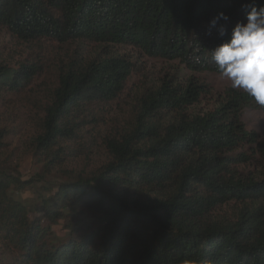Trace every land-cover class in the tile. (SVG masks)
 Returning <instances> with one entry per match:
<instances>
[{"label": "trees", "instance_id": "obj_1", "mask_svg": "<svg viewBox=\"0 0 264 264\" xmlns=\"http://www.w3.org/2000/svg\"><path fill=\"white\" fill-rule=\"evenodd\" d=\"M246 4L264 0H0V27L22 41L129 46L193 73H217L210 52L223 41L209 22L224 13L228 21L219 23L230 32ZM132 70L119 56L60 67L32 140L47 173L77 153L71 144L86 108L117 99ZM36 73L0 63V97L21 94ZM169 80L137 103L127 131L104 141L109 161L86 180L57 186L33 206L35 218L10 193L34 180L0 173V245L17 255L10 264H264V139L241 122L253 102L234 92L196 113L202 87ZM8 136L0 131V150ZM245 146L251 155L235 154ZM255 158L256 173L242 175L239 167ZM231 203L230 218L215 215ZM86 204L97 225L54 240L51 225L65 209Z\"/></svg>", "mask_w": 264, "mask_h": 264}, {"label": "rangeland", "instance_id": "obj_2", "mask_svg": "<svg viewBox=\"0 0 264 264\" xmlns=\"http://www.w3.org/2000/svg\"><path fill=\"white\" fill-rule=\"evenodd\" d=\"M103 56L125 57L133 66L132 73L117 99L106 104L94 102L86 108V124L75 143L71 144L77 153L47 173V164L35 150L32 140L37 135L43 110L57 87L60 67L70 62L79 63ZM0 63L13 69L27 64L37 70L33 81L21 94L0 97V131L5 129L9 133L5 140L6 147L0 150V173L20 181L34 180L32 186L22 192L10 191L15 200L27 207L31 218L37 216L33 206L39 205L43 197L52 196L57 186L73 185L79 178L86 180L109 161L104 141L117 138L131 127L137 103L155 91L163 80L169 82L173 78L175 83L172 85H175L192 79L196 85L201 86L203 94L198 104L191 109L196 113L211 111L234 92L243 93L232 89L230 83L217 73H193L177 60L149 57L129 46L96 45L80 41L58 44L45 39L22 41L2 27ZM241 122L259 140L264 139V111L256 104L242 110ZM240 152L252 154L248 146L242 147L235 154ZM249 163L239 167L242 175L252 176L256 173L259 166L257 158ZM236 206L231 203L216 210L215 215L230 218ZM92 214L91 204L83 205L76 213L66 208L65 217L51 225L54 240L66 241L70 229L88 232L94 228L97 221ZM14 256H17L16 253L0 245V264H10Z\"/></svg>", "mask_w": 264, "mask_h": 264}, {"label": "clouds", "instance_id": "obj_3", "mask_svg": "<svg viewBox=\"0 0 264 264\" xmlns=\"http://www.w3.org/2000/svg\"><path fill=\"white\" fill-rule=\"evenodd\" d=\"M244 20L230 30L220 21H228L218 13L209 22L223 41L211 53L217 74L232 89L245 93L257 106L264 108V5L246 4ZM227 37L225 40L224 38Z\"/></svg>", "mask_w": 264, "mask_h": 264}]
</instances>
